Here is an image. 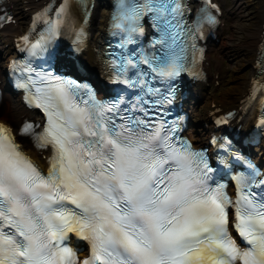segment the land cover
I'll use <instances>...</instances> for the list:
<instances>
[{"label": "snow or ice", "instance_id": "1", "mask_svg": "<svg viewBox=\"0 0 264 264\" xmlns=\"http://www.w3.org/2000/svg\"><path fill=\"white\" fill-rule=\"evenodd\" d=\"M120 9L114 27L127 33L121 48L141 31L145 12L156 13L160 35L151 50L113 52L108 61L111 83L139 87L152 103L101 102L88 86L50 74L31 81L48 117L38 139L53 155L42 174L0 123V264H264V174L249 164L233 200L207 156L165 119L197 29L183 22L179 2L169 9L121 0ZM66 10L64 3L58 17ZM216 12L205 0L201 21L215 23ZM4 22L11 20L0 15ZM61 23L49 21L50 32ZM230 209L247 248L229 233ZM73 232L90 242L88 257L67 246Z\"/></svg>", "mask_w": 264, "mask_h": 264}, {"label": "bare ground", "instance_id": "2", "mask_svg": "<svg viewBox=\"0 0 264 264\" xmlns=\"http://www.w3.org/2000/svg\"><path fill=\"white\" fill-rule=\"evenodd\" d=\"M42 1L28 0L26 4L34 7L42 3ZM95 3L98 6L100 1L95 0ZM106 11V9L96 11L100 20L98 30H102L106 21ZM231 12V31L223 44H225L227 53L231 56V63L234 68H238L236 72L237 80L229 85V87L237 90L238 95L247 91L256 70L255 63L259 41L264 29V0H233ZM238 65L240 66L238 67ZM230 95L232 96L233 93L231 92ZM237 95H233V97H237ZM13 103V99L9 97L5 99L4 105L0 108V116L3 119L8 121L18 120L20 113L13 108ZM209 107L210 104L205 103L199 111L204 114Z\"/></svg>", "mask_w": 264, "mask_h": 264}, {"label": "rangeland", "instance_id": "3", "mask_svg": "<svg viewBox=\"0 0 264 264\" xmlns=\"http://www.w3.org/2000/svg\"><path fill=\"white\" fill-rule=\"evenodd\" d=\"M227 3H231L230 2V0H225ZM231 7V6H230ZM231 23H232V20H231V16H230V18H228V30H229V32L231 31ZM233 29V28H232ZM233 62V61H232ZM240 65H238V67H239ZM231 67H232V70L229 72V73H227L226 75H225V77H224V80L227 82L228 81V79L230 80V82H229V85L231 84V83H233L235 80H237L236 78H237V76H236V72L238 71V68H234V66H233V64L231 65ZM233 90V91H232ZM236 89H233V88H231V87H229V92H232L233 93V95H237V90L235 91ZM232 95V96H233Z\"/></svg>", "mask_w": 264, "mask_h": 264}]
</instances>
